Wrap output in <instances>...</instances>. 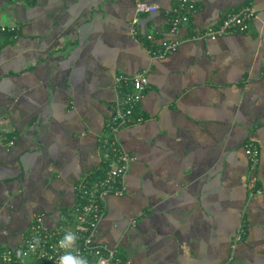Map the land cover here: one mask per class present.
Returning a JSON list of instances; mask_svg holds the SVG:
<instances>
[{
  "label": "crops",
  "instance_id": "1",
  "mask_svg": "<svg viewBox=\"0 0 264 264\" xmlns=\"http://www.w3.org/2000/svg\"><path fill=\"white\" fill-rule=\"evenodd\" d=\"M148 1L133 23L135 0H0V26H14L0 29V247L38 215L49 229L73 217L76 184L103 172L114 77L146 67L141 119L117 132L136 155L127 189L107 196L94 240L125 264H264V0H192L174 32L178 1ZM246 4L245 31L149 52Z\"/></svg>",
  "mask_w": 264,
  "mask_h": 264
},
{
  "label": "built area",
  "instance_id": "2",
  "mask_svg": "<svg viewBox=\"0 0 264 264\" xmlns=\"http://www.w3.org/2000/svg\"><path fill=\"white\" fill-rule=\"evenodd\" d=\"M173 15L171 18L170 31L174 32L178 26L188 20L189 15L195 9L192 0H175ZM157 9L155 3L148 0H135L136 15L132 18L133 23L139 21V14L152 12ZM255 16V8L246 4L236 9L227 11L220 22L215 26L195 31L181 38L171 37L163 40L156 47L150 46L149 52L154 57L162 58L173 51L181 41L214 39L221 35L237 31H245L249 22ZM1 30H13L14 26H0ZM151 37V34H147ZM148 86V69L146 67L132 74L119 73L115 75L113 88L116 97L113 111L106 121V130L99 136V145L103 154V172L93 175L85 173L83 178L76 184L79 201L75 206V213L56 228H47L40 215L31 222L20 245L0 247V264H57L59 256L64 254V249L59 247V241L66 232L75 233L76 244L72 249L73 254H79L88 260V264H125L124 259L114 247L94 240L96 227L106 211L107 196L110 194L121 195L127 189L125 175L130 162L136 159L135 153L127 151L120 141L117 132L125 126L141 119L135 116V107L139 104L145 88ZM11 144L12 139L6 141ZM245 153L248 158L250 175L248 186L254 192H261L256 187L257 176L255 169L259 161V147L253 141L245 145ZM39 238V244L35 252L29 245L34 244V238ZM28 253L23 258H17V250Z\"/></svg>",
  "mask_w": 264,
  "mask_h": 264
},
{
  "label": "clouds",
  "instance_id": "3",
  "mask_svg": "<svg viewBox=\"0 0 264 264\" xmlns=\"http://www.w3.org/2000/svg\"><path fill=\"white\" fill-rule=\"evenodd\" d=\"M35 243L30 244L29 247L31 251L35 252L36 246L39 244V238H34ZM77 236L75 233L72 232H66L63 238L58 242L59 247L61 249H64V254L59 256L57 264H88V260L79 255V254H73L72 251H69V249H72L76 244ZM17 258H23L28 255L27 252L18 249L16 252Z\"/></svg>",
  "mask_w": 264,
  "mask_h": 264
}]
</instances>
